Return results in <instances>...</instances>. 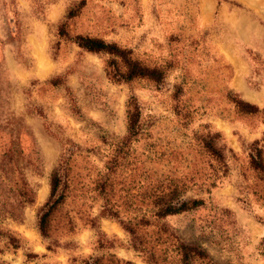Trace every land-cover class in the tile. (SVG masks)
Instances as JSON below:
<instances>
[{"label": "rangeland", "instance_id": "obj_1", "mask_svg": "<svg viewBox=\"0 0 264 264\" xmlns=\"http://www.w3.org/2000/svg\"><path fill=\"white\" fill-rule=\"evenodd\" d=\"M76 33L163 78L115 81L110 56L78 48ZM228 96L264 106V0H0V264H182L176 242L206 252L192 264H264V114H241ZM66 156L71 189L43 238L36 214ZM165 176L202 204L139 225L143 179Z\"/></svg>", "mask_w": 264, "mask_h": 264}, {"label": "trees", "instance_id": "obj_2", "mask_svg": "<svg viewBox=\"0 0 264 264\" xmlns=\"http://www.w3.org/2000/svg\"><path fill=\"white\" fill-rule=\"evenodd\" d=\"M80 5V4H79ZM75 10L68 11L66 17L74 15ZM63 25L57 30V35H64ZM72 42L80 49L90 53H104L110 56L106 62V74L115 81H130L135 78H144L152 82H159L163 78V71L154 66H147L138 60L129 56V51L118 46L114 42H106L97 36L76 33L71 36ZM124 67V72H119L117 62ZM235 110L241 114H264V106L258 108L253 103L247 102L241 98L228 96ZM139 119V107L134 96H129L125 102V128L129 136H133L137 132ZM202 148L207 152L209 157L222 161V147H216L212 142V137L206 136L200 138ZM253 168L261 170L263 168L260 160V150L256 149L255 157L250 158ZM224 163L221 162V166ZM69 156L62 157L56 165H54L48 176L49 192L46 200L39 208L36 214V228L39 235L43 238L48 236L50 220L53 212L61 205L71 189V175H69ZM24 202L32 201V189L22 184ZM184 188L179 186L173 178L165 176L160 180L143 179L141 196L149 205L145 204L143 208L139 225H146L150 218L159 219L168 215L177 214L196 208L202 204L200 198H181ZM137 224V223H136ZM134 224L124 226L131 235L132 247L140 243L133 242L137 236V232L133 228ZM141 245V244H140ZM174 251L180 255V263L192 264L195 259L207 258L206 252L198 247L186 245L180 242L174 244ZM83 264H98L96 259H88Z\"/></svg>", "mask_w": 264, "mask_h": 264}]
</instances>
